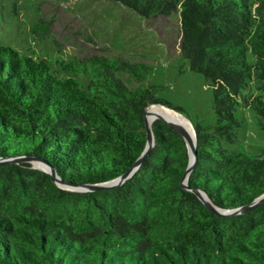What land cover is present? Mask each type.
Masks as SVG:
<instances>
[{"label": "trees", "instance_id": "1", "mask_svg": "<svg viewBox=\"0 0 264 264\" xmlns=\"http://www.w3.org/2000/svg\"><path fill=\"white\" fill-rule=\"evenodd\" d=\"M147 20L178 14L180 53L213 88L215 126L194 125L188 185L236 209L264 193V159L224 147L238 106L264 130V0H109ZM39 39L51 21L31 28ZM134 84H128L119 74ZM150 67L92 56L58 69L0 43V158L32 156L72 185L132 168L146 146L151 105L181 113L145 83ZM251 89L248 96L243 90ZM155 146L124 184L71 192L29 162L0 166V264H264V205L220 217L181 188L189 154L181 136L152 123Z\"/></svg>", "mask_w": 264, "mask_h": 264}, {"label": "rangeland", "instance_id": "2", "mask_svg": "<svg viewBox=\"0 0 264 264\" xmlns=\"http://www.w3.org/2000/svg\"><path fill=\"white\" fill-rule=\"evenodd\" d=\"M51 21V32L39 40L31 28ZM0 43L20 53L47 59L53 69L71 58L123 57L150 67L145 83L156 86L159 98L178 108L194 125L215 126L213 88L190 69L180 53L178 14L147 20L109 0H0ZM128 84L127 75L119 74ZM251 89L243 90L248 96ZM154 106V105H151ZM149 106L148 108H150ZM241 126L225 148L264 159V130L256 114L238 106Z\"/></svg>", "mask_w": 264, "mask_h": 264}, {"label": "water", "instance_id": "3", "mask_svg": "<svg viewBox=\"0 0 264 264\" xmlns=\"http://www.w3.org/2000/svg\"><path fill=\"white\" fill-rule=\"evenodd\" d=\"M160 107L167 108L162 105H157ZM168 109V108H167ZM172 110V109H171ZM176 112L175 110H172ZM178 113L181 117L185 118L188 122V125L192 128L194 138L191 137L189 129L186 125L182 124L178 120H167L160 114H155V121L161 120L165 124H167L171 129L175 130L181 138L184 140L188 154H189V164L182 176L180 185L181 188L187 191H190L196 195V197L215 215L220 217H229V216H236L243 213H246L252 209H255L259 206L264 205V193L255 198L250 204L236 208V209H224L216 206L212 203V201L199 189L191 188L188 185V178L192 170L194 169L196 159H197V138L196 132L193 123L185 117L183 114ZM149 114L148 108L144 114V124L146 129V146L141 154V156L137 159L131 169L121 175L119 178L96 185H72L68 182L63 181L58 174L56 173L55 169L47 163L45 160L39 157H32V156H20V157H8V158H0V166L9 163H19V162H29L33 165L34 168L39 169L41 171L46 172L47 174L51 175L52 181L61 189L71 191V192H89V191H98V190H111L116 187L121 186L124 184L130 177H132L135 172L140 168L144 159L149 155L150 151L155 146V137L152 130V125L147 122V116ZM35 163H41L44 165V168L38 167Z\"/></svg>", "mask_w": 264, "mask_h": 264}, {"label": "bare ground", "instance_id": "4", "mask_svg": "<svg viewBox=\"0 0 264 264\" xmlns=\"http://www.w3.org/2000/svg\"><path fill=\"white\" fill-rule=\"evenodd\" d=\"M149 114L147 116V122L152 125V123L155 121V114H160L162 115L165 119L167 120H178L182 124L186 125L189 129L190 135L192 138H194L193 130L192 128L188 125V122L185 118L181 117L178 113L172 111L171 109H167L164 107H160L157 105L151 106L148 108ZM36 166L44 168V165L41 163H35Z\"/></svg>", "mask_w": 264, "mask_h": 264}]
</instances>
